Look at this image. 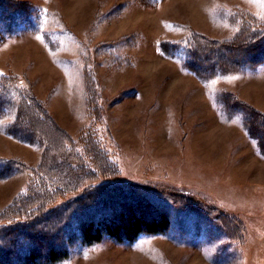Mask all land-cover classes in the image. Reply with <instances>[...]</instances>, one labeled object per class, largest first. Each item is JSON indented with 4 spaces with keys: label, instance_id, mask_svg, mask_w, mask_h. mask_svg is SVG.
Masks as SVG:
<instances>
[{
    "label": "rangeland",
    "instance_id": "1",
    "mask_svg": "<svg viewBox=\"0 0 264 264\" xmlns=\"http://www.w3.org/2000/svg\"><path fill=\"white\" fill-rule=\"evenodd\" d=\"M10 1L22 13L0 35V226L22 221L12 209L37 183L78 186L55 205L132 185L172 205L169 229L74 243L58 264H264V63L216 56L246 53L264 0Z\"/></svg>",
    "mask_w": 264,
    "mask_h": 264
},
{
    "label": "trees",
    "instance_id": "2",
    "mask_svg": "<svg viewBox=\"0 0 264 264\" xmlns=\"http://www.w3.org/2000/svg\"><path fill=\"white\" fill-rule=\"evenodd\" d=\"M14 5L10 0H0V35L9 30L8 23L16 16H21L22 10ZM256 34L258 35L256 40L260 41L252 44L255 39L251 38ZM246 38L247 40L240 42L245 41L248 44L246 53L241 57L230 56L234 48L230 46L221 48L220 51L216 50V56L220 60L221 57L224 59L223 57L227 56L231 61L249 66L264 63V29L247 34ZM5 162L13 166L11 161ZM80 167L83 168V165ZM8 170L10 167L7 165L6 172ZM88 174H93V171L84 170L82 176ZM45 183L35 184L34 189L28 190L26 197L18 201L16 207L12 209L11 215L18 214L22 221L0 226V246L8 245L4 249L0 247L2 253L0 256H8L7 264H58L68 258L69 248L74 243L90 246L105 237L119 243H131L143 234L164 233L171 225L172 218H168V212L172 205L164 201L163 203L139 187L111 183L88 185L85 191L89 193L55 205L57 194L68 192L78 186L60 188ZM33 198H39L38 205H31L28 202ZM174 210L177 214H193L189 210ZM33 230L37 231V236L29 235L34 232ZM25 235L35 246L28 244L27 241L23 246L12 243V240L15 241L17 237ZM46 236L48 239L44 247L41 241ZM12 249L14 252L10 253Z\"/></svg>",
    "mask_w": 264,
    "mask_h": 264
}]
</instances>
